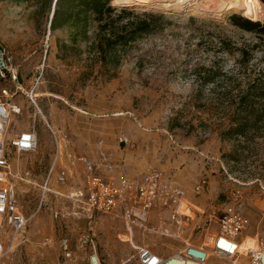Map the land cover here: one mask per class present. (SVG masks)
<instances>
[{
  "label": "rangeland",
  "instance_id": "374dc122",
  "mask_svg": "<svg viewBox=\"0 0 264 264\" xmlns=\"http://www.w3.org/2000/svg\"><path fill=\"white\" fill-rule=\"evenodd\" d=\"M54 1L0 0V45L20 72L16 85L8 83L21 107L9 137L32 128L38 136L36 151L12 155L19 208L30 220L25 239L0 233V264H139L141 247L167 255L199 241L191 220L181 231L161 206L131 229L119 213L85 215L67 196L85 186L84 159L114 182L139 180L152 167L185 180L205 212L237 188L247 244L264 239V32L229 19L264 26V0H238L246 5L239 10L111 3L117 10L76 41L74 25L51 28ZM113 31L127 40L103 53L95 39ZM36 84L37 106L28 97ZM188 200L182 212L199 218Z\"/></svg>",
  "mask_w": 264,
  "mask_h": 264
},
{
  "label": "built area",
  "instance_id": "2783aa9c",
  "mask_svg": "<svg viewBox=\"0 0 264 264\" xmlns=\"http://www.w3.org/2000/svg\"><path fill=\"white\" fill-rule=\"evenodd\" d=\"M19 74L13 54L7 47L0 45V233L10 229L13 239H25L24 232L30 219L19 208L12 155L14 152L36 151L38 147L34 128L9 137L10 120L14 114L21 112V107L13 102L16 91L8 83L16 85ZM36 86L28 92V97L37 106ZM123 141L128 142L127 139ZM84 162L85 186L73 189L67 196L75 205L84 206L85 215L91 216L95 210L119 213L131 229L136 224L142 226L147 223L151 210L161 206L170 211L172 222L181 231H184V222L192 221V232L200 237L199 241L186 240L183 246L167 255L156 253L146 246L141 247L138 252L139 264H207L211 258L216 260L215 264H264V239L256 235L251 242L245 243L247 237L243 233L247 220L242 214L240 191L237 188L232 187L230 195L216 210H202L197 213L199 218H196L190 216L191 213L182 212L185 192L173 185L163 171L152 167L139 180L123 178L114 182L99 174L98 163L87 159ZM66 178L67 172L60 171L58 180L64 182ZM207 184L208 176L205 175L192 190L198 195ZM4 251L5 246L0 241V258Z\"/></svg>",
  "mask_w": 264,
  "mask_h": 264
},
{
  "label": "trees",
  "instance_id": "16d2710c",
  "mask_svg": "<svg viewBox=\"0 0 264 264\" xmlns=\"http://www.w3.org/2000/svg\"><path fill=\"white\" fill-rule=\"evenodd\" d=\"M114 0H57L55 11L52 18L51 28L57 29L61 27L75 26L77 31L73 34L72 40L76 41L78 36L86 38L87 27L92 21L102 22L108 16H111L117 10V7L111 5ZM248 18V17H247ZM232 24L241 30L251 33H263L264 26L259 22L242 18L239 15L229 17ZM105 26L100 23V30ZM100 36V32L97 33ZM125 34H119L113 31V36L103 39H95L98 48L104 53L107 51L114 52L117 44H122L126 39Z\"/></svg>",
  "mask_w": 264,
  "mask_h": 264
},
{
  "label": "bare ground",
  "instance_id": "6f19581e",
  "mask_svg": "<svg viewBox=\"0 0 264 264\" xmlns=\"http://www.w3.org/2000/svg\"><path fill=\"white\" fill-rule=\"evenodd\" d=\"M193 1L192 4L195 5L196 9L209 10L212 8L216 9H244L246 8L245 3L238 0H114L115 5H130L132 3L136 4H148L152 3L153 6H165V7H177L181 4H188ZM43 115V114H42ZM247 244V239L246 242Z\"/></svg>",
  "mask_w": 264,
  "mask_h": 264
},
{
  "label": "crops",
  "instance_id": "0c3cea01",
  "mask_svg": "<svg viewBox=\"0 0 264 264\" xmlns=\"http://www.w3.org/2000/svg\"><path fill=\"white\" fill-rule=\"evenodd\" d=\"M147 171H149V170H147ZM146 171V172H147ZM84 174H85V171H84ZM128 174H130V173H128ZM167 176V175H166ZM84 177H85V175H84ZM174 180V178L172 179V180H170L175 186H177L178 187V185H181V186H179L181 189H183L184 190V192H185V200L187 201L188 199V201H190V206H191V210H192V212H193V214L196 212H198V211H202L203 209H200L199 208V206H197L191 199H192V197L191 196H189V193H188V190H187V193H186V190H185V185H183L185 182V180H183V181H180V180H175V181H173ZM119 182V181H118ZM183 183V184H182ZM183 186H185V187H183ZM186 189H188V188H186ZM188 198V199H187ZM182 206V205H181ZM196 209H198L197 211H196ZM160 254V253H159Z\"/></svg>",
  "mask_w": 264,
  "mask_h": 264
},
{
  "label": "water",
  "instance_id": "95a60500",
  "mask_svg": "<svg viewBox=\"0 0 264 264\" xmlns=\"http://www.w3.org/2000/svg\"><path fill=\"white\" fill-rule=\"evenodd\" d=\"M56 1H57V0L54 1V8H53L52 15H51V21H52V18H53V15H54V11H55ZM51 21H50V23H51Z\"/></svg>",
  "mask_w": 264,
  "mask_h": 264
}]
</instances>
